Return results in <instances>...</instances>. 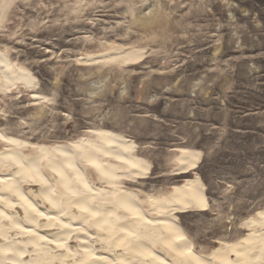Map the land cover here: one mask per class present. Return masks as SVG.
I'll return each instance as SVG.
<instances>
[{"label":"rangeland","instance_id":"rangeland-1","mask_svg":"<svg viewBox=\"0 0 264 264\" xmlns=\"http://www.w3.org/2000/svg\"><path fill=\"white\" fill-rule=\"evenodd\" d=\"M0 54L36 81L6 86L0 63V130L123 137L150 167L124 181L141 201L198 177L209 209L177 217L200 255L264 213V0H0ZM185 149L200 159L176 177Z\"/></svg>","mask_w":264,"mask_h":264},{"label":"bare ground","instance_id":"bare-ground-1","mask_svg":"<svg viewBox=\"0 0 264 264\" xmlns=\"http://www.w3.org/2000/svg\"><path fill=\"white\" fill-rule=\"evenodd\" d=\"M133 52H122V60L137 61ZM0 63L6 86L35 84L1 54ZM91 135L47 147L0 130L7 145L0 151V264H264V213L244 222L251 232L238 242L200 255L177 217L209 209L198 177L141 201L124 181L144 178L149 164L123 137ZM199 159L181 151L176 177L189 175Z\"/></svg>","mask_w":264,"mask_h":264}]
</instances>
